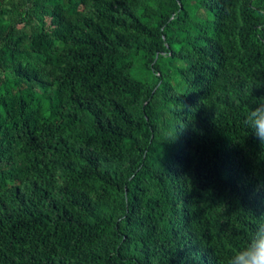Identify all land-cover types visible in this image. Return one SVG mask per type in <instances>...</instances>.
<instances>
[{
	"label": "trees",
	"instance_id": "16d2710c",
	"mask_svg": "<svg viewBox=\"0 0 264 264\" xmlns=\"http://www.w3.org/2000/svg\"><path fill=\"white\" fill-rule=\"evenodd\" d=\"M260 96L264 0H0V264H228Z\"/></svg>",
	"mask_w": 264,
	"mask_h": 264
},
{
	"label": "clouds",
	"instance_id": "9594fccd",
	"mask_svg": "<svg viewBox=\"0 0 264 264\" xmlns=\"http://www.w3.org/2000/svg\"><path fill=\"white\" fill-rule=\"evenodd\" d=\"M252 103L246 123L264 144V96L256 97ZM228 264H264V221L257 224L248 242L233 253Z\"/></svg>",
	"mask_w": 264,
	"mask_h": 264
}]
</instances>
